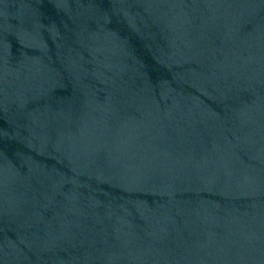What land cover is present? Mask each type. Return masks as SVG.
<instances>
[{
    "label": "water",
    "instance_id": "water-1",
    "mask_svg": "<svg viewBox=\"0 0 264 264\" xmlns=\"http://www.w3.org/2000/svg\"><path fill=\"white\" fill-rule=\"evenodd\" d=\"M0 264H264V0H0Z\"/></svg>",
    "mask_w": 264,
    "mask_h": 264
}]
</instances>
